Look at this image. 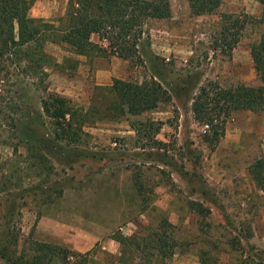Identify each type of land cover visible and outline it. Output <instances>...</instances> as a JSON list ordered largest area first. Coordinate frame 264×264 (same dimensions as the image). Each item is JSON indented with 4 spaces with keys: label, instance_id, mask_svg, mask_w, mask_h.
I'll list each match as a JSON object with an SVG mask.
<instances>
[{
    "label": "rangeland",
    "instance_id": "1",
    "mask_svg": "<svg viewBox=\"0 0 264 264\" xmlns=\"http://www.w3.org/2000/svg\"><path fill=\"white\" fill-rule=\"evenodd\" d=\"M66 1L34 0L28 16L55 21ZM168 1L174 13L189 15L185 0ZM261 2L222 0L213 14L192 17L185 39H173L176 50L164 56L153 52L149 20L138 43L139 62L124 69L121 60L113 61L130 82H158L169 100L127 120L86 125L89 136L73 151L63 150L67 158L50 159L42 169L21 146L12 152L16 139L9 140L10 133L0 134V264H65L52 248L75 253L84 264H242L264 258V194L247 170L264 157V112L234 111L211 123L191 113L200 87L258 84L249 47L264 33ZM234 20L242 21L241 29ZM222 27L229 29L226 39L219 38ZM232 35L237 43L229 47ZM44 51L57 64L47 69L46 93L86 108L97 87L89 80L98 58L75 57L62 44L46 43ZM64 58L78 62L68 67ZM27 80L17 88L19 102L38 111L44 93L26 86ZM47 134L37 129L38 136ZM156 235L164 241L160 250ZM42 244L51 251L39 250Z\"/></svg>",
    "mask_w": 264,
    "mask_h": 264
},
{
    "label": "trees",
    "instance_id": "2",
    "mask_svg": "<svg viewBox=\"0 0 264 264\" xmlns=\"http://www.w3.org/2000/svg\"><path fill=\"white\" fill-rule=\"evenodd\" d=\"M33 1L0 0V128H4L0 134L10 133L8 139H16L12 152L16 153L21 146L25 157L34 160V166L44 169L50 159L57 161L62 155L67 158L66 153L62 154L63 150L73 151L84 143L89 136L84 131L86 125L97 121L127 120V116L153 111L169 100L168 93L152 78L141 82L112 78L109 86L95 88L96 93L86 108L55 93H46L47 69L57 64L44 51V45L62 44L75 57H115L137 64L138 43L145 25L149 20L168 19L170 5L168 0H67L63 16L55 20L58 23L56 26L55 21L28 16ZM185 1L191 17L213 14L222 2ZM261 4L263 9L258 21L264 23V2ZM234 22V25L239 23L237 29L242 28V21ZM228 33L229 29L222 27L219 38L226 39ZM92 36H96L95 42L91 40ZM236 43L237 40L233 38L228 46L233 47ZM249 56L258 84L237 85L228 89L200 87L191 102L194 120L211 123L214 117L218 119L220 115H229L234 111L264 112V33L249 47ZM63 62L71 63L68 67H72L78 61L64 58ZM24 79H28L26 86L44 93L39 97L38 111L19 102L17 88ZM148 123L147 126L152 127V122ZM39 128L45 129L48 134L38 136ZM130 128L139 133L136 127L130 125ZM218 129L214 127L212 132L214 140L218 139ZM247 170L255 186L264 194V157L255 160ZM161 237L156 235L154 240L158 250L164 245ZM116 241L122 245L125 240L119 238ZM49 247L42 244L38 249L47 250ZM52 249L59 251L65 264H84V260L75 253ZM159 256L165 257L166 253ZM71 257L75 260L69 262ZM262 259L255 263L243 261L242 264H264Z\"/></svg>",
    "mask_w": 264,
    "mask_h": 264
},
{
    "label": "crops",
    "instance_id": "3",
    "mask_svg": "<svg viewBox=\"0 0 264 264\" xmlns=\"http://www.w3.org/2000/svg\"><path fill=\"white\" fill-rule=\"evenodd\" d=\"M187 4V3H186ZM188 9V6H187ZM189 12V10H188ZM177 20V23L175 26H169V22H175ZM191 20L192 17L190 15H183V13H174L170 7V17L166 20H151V33H152V39H151V47L153 48V52L156 53L155 55H161L164 56L166 53L170 51L176 50L175 44L173 43V39H182L184 40L187 36L188 32L191 30ZM155 28H160L162 32H158L157 34L154 32ZM161 52H160V50ZM115 57L104 59V58H98L94 61V69L91 72L90 80L89 82L91 85L96 86H108L110 85L111 79L116 78L123 81H129L127 78L128 74H118L116 71V62L113 60ZM117 59V58H116ZM120 60V59H118ZM122 61V67L124 69L128 67L129 63L127 61ZM61 95H66L64 92L61 93Z\"/></svg>",
    "mask_w": 264,
    "mask_h": 264
},
{
    "label": "built area",
    "instance_id": "4",
    "mask_svg": "<svg viewBox=\"0 0 264 264\" xmlns=\"http://www.w3.org/2000/svg\"><path fill=\"white\" fill-rule=\"evenodd\" d=\"M204 128H207V126L205 125Z\"/></svg>",
    "mask_w": 264,
    "mask_h": 264
}]
</instances>
